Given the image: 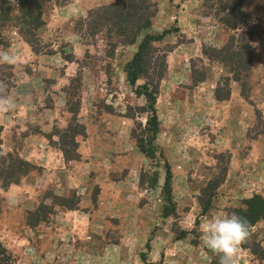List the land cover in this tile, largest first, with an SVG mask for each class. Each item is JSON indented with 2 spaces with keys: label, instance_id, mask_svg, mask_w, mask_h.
I'll list each match as a JSON object with an SVG mask.
<instances>
[{
  "label": "rangeland",
  "instance_id": "1",
  "mask_svg": "<svg viewBox=\"0 0 264 264\" xmlns=\"http://www.w3.org/2000/svg\"><path fill=\"white\" fill-rule=\"evenodd\" d=\"M114 1L59 21L63 6L48 2L37 51L13 28L2 32L0 50L16 62L0 63V242L13 264H219L203 238L205 220L264 197V0H243L244 16L236 13L231 28L220 11L235 0H161V13L150 0L155 15L141 34L171 29L155 46L173 48L151 158L136 141L146 137L144 99L123 74L137 44L105 21ZM152 62L159 72L161 60ZM116 117L130 122L126 142L110 128ZM44 145L59 153L60 165L42 163ZM56 169L69 186L46 183ZM97 177L129 182L110 194L87 187ZM263 252L261 221L240 245L237 264H264Z\"/></svg>",
  "mask_w": 264,
  "mask_h": 264
},
{
  "label": "trees",
  "instance_id": "2",
  "mask_svg": "<svg viewBox=\"0 0 264 264\" xmlns=\"http://www.w3.org/2000/svg\"><path fill=\"white\" fill-rule=\"evenodd\" d=\"M51 1L56 6H64L71 2V0H0V45H3L2 41L4 40L2 32L6 31L7 28H13L34 51H37L34 49V43H36L38 31L45 26L43 18L44 5ZM235 1L236 3L232 1V5L229 1H225L220 11V13H223L227 17L223 23L229 28L234 27L233 23L230 22L231 18L235 19V14L240 13V10H242L243 0ZM108 9L107 14L109 15L105 17V21L115 27L114 33L117 36L128 39L125 43L129 46L137 44L132 58L123 66V74L125 81L133 88V93L144 99L145 105L141 107L142 109H139L146 116L143 126V133H145L146 137L138 136L136 141L140 152L147 158H151L155 154L156 147L154 141L160 130L156 114L160 81L163 77L164 69L166 70L167 54L173 50V48H170L161 51L155 45L163 42L165 37L172 33V30L165 29L161 33L148 32L143 35L141 34L143 30L150 28L151 19L155 15L150 0H115L113 3L108 4ZM113 19L116 20L114 21ZM158 53H160V56L154 57V54L158 55ZM152 59L161 60L159 72L156 71L158 64L153 63ZM151 73L154 74V79ZM230 83V81L227 83L228 95L230 93ZM215 95L217 98L218 94L216 93ZM2 98L5 97L3 96ZM217 100H220V98H217ZM1 131L2 128L0 126V164L4 158ZM259 134H264V128ZM133 135L134 132H132ZM22 163L27 164L26 161ZM169 182L170 174L168 172L164 184L167 191L169 190ZM218 186V183H216L210 191H214ZM203 191L205 192V189ZM203 207V212H205L207 205ZM170 213L165 207L163 208L164 217L169 216ZM234 213L247 222L249 234H251V228L257 223L264 221V197L256 194L249 199H244L242 206L235 208ZM261 259H264V252L263 255L261 254ZM0 264H13L11 255L1 242Z\"/></svg>",
  "mask_w": 264,
  "mask_h": 264
},
{
  "label": "crops",
  "instance_id": "3",
  "mask_svg": "<svg viewBox=\"0 0 264 264\" xmlns=\"http://www.w3.org/2000/svg\"><path fill=\"white\" fill-rule=\"evenodd\" d=\"M107 1L112 2L114 0H72L70 3L64 5L63 7L58 8L56 10V12L58 13L56 20L59 21L60 20L59 16L61 17L62 15H64L63 13H65V14L69 13V14L65 15V18H69V17L75 18V17H81V16L83 17V14L85 13V10H87L88 7L97 6L101 3H106ZM158 1L160 2L159 3L160 4L159 5V11L160 12L159 13L165 12V6H164L163 1H161V0H158ZM66 11H68V12H66ZM133 49H134V47H133ZM213 101L215 102V100H213ZM0 106H4V104L2 103V104H0ZM240 106L243 107L244 104H240ZM238 109H240V108H238ZM208 110H210V109H208ZM205 113H208V111H205ZM229 115H231V113ZM109 123H110L109 124L110 128L113 130L114 137H116V139H119L120 141L126 142L128 140L127 139V136H128L127 131L130 127L129 120L127 118H123V117L122 118L116 117V118L110 120ZM1 125H3V124H1ZM259 137H260L259 139L262 140V142L260 140L261 146H262V148H264V137H262V136H259ZM158 138H159V135H158ZM255 142H256V145H259V140L255 141ZM254 149H256L257 152L261 155V149L260 148L255 147ZM42 152H44V158L42 160L43 164H45L47 166L53 165V167H56V165H58V164L60 165V158L58 157L59 153H57V151L55 149H52L48 145H44ZM46 173H47V171H46ZM47 176L49 179L46 181L47 184L52 183V185H54V186L58 185L59 188L60 187L62 188L61 185L63 183H66L68 186L70 185V182H68V177L61 175V173H59V171L57 169L49 171ZM81 178H82V182H79V183L74 182L75 186H77L79 188L83 185V182H85V180H86V177L83 174H82ZM121 183L122 182L116 183L114 181H106L105 178L97 177L90 184H88L87 187H91V185L96 184L97 186H100L102 188V191H104L106 193L113 194V192H116L119 188H122V185L123 186L127 185V183H123L122 185H121ZM67 185H64V186H67ZM83 201H84L85 205H87L88 197L86 195H84ZM188 203H190V202H188Z\"/></svg>",
  "mask_w": 264,
  "mask_h": 264
},
{
  "label": "clouds",
  "instance_id": "4",
  "mask_svg": "<svg viewBox=\"0 0 264 264\" xmlns=\"http://www.w3.org/2000/svg\"><path fill=\"white\" fill-rule=\"evenodd\" d=\"M15 62L14 55H10L7 50H0V63ZM202 228L207 247L219 255V264H237L240 245L249 236L247 222L235 213L221 214L207 218Z\"/></svg>",
  "mask_w": 264,
  "mask_h": 264
}]
</instances>
